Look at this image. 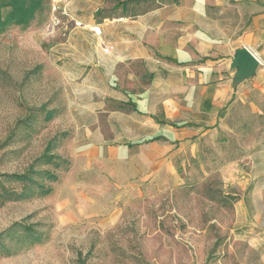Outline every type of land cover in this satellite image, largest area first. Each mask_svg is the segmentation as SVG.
Returning a JSON list of instances; mask_svg holds the SVG:
<instances>
[{
  "label": "rangeland",
  "instance_id": "rangeland-1",
  "mask_svg": "<svg viewBox=\"0 0 264 264\" xmlns=\"http://www.w3.org/2000/svg\"><path fill=\"white\" fill-rule=\"evenodd\" d=\"M111 1L164 0H41L0 31V264H264V76L243 79L253 104L204 125L176 167L166 154L135 169L73 72L75 18ZM29 169L27 183L3 175Z\"/></svg>",
  "mask_w": 264,
  "mask_h": 264
},
{
  "label": "crops",
  "instance_id": "crops-1",
  "mask_svg": "<svg viewBox=\"0 0 264 264\" xmlns=\"http://www.w3.org/2000/svg\"><path fill=\"white\" fill-rule=\"evenodd\" d=\"M105 7L100 20L75 18L98 24L102 35L76 26L73 72L88 92L92 120L119 126L113 136L125 140L119 146L135 169H159L166 154L176 167L204 125L217 130L232 104H253L248 83H234L232 62L245 47L264 76V0H164L138 11L133 2L111 1ZM101 41L114 49L104 53ZM94 137L105 139L101 130Z\"/></svg>",
  "mask_w": 264,
  "mask_h": 264
},
{
  "label": "trees",
  "instance_id": "trees-1",
  "mask_svg": "<svg viewBox=\"0 0 264 264\" xmlns=\"http://www.w3.org/2000/svg\"><path fill=\"white\" fill-rule=\"evenodd\" d=\"M0 5H9L11 9L7 12L5 17L0 16V31L9 24H25L33 19L35 11L41 6V0H0ZM48 160L53 161L57 156L50 154L48 150L42 155ZM58 163V162H56ZM59 166V164H55ZM37 171L29 169L26 172L17 174H3L5 177L13 178L23 183H27L32 180V175ZM49 178H55V174L47 171Z\"/></svg>",
  "mask_w": 264,
  "mask_h": 264
},
{
  "label": "water",
  "instance_id": "water-1",
  "mask_svg": "<svg viewBox=\"0 0 264 264\" xmlns=\"http://www.w3.org/2000/svg\"><path fill=\"white\" fill-rule=\"evenodd\" d=\"M232 63L237 68L234 75V83H237L250 77L255 72L259 60L250 50L243 47L237 50Z\"/></svg>",
  "mask_w": 264,
  "mask_h": 264
},
{
  "label": "built area",
  "instance_id": "built-area-1",
  "mask_svg": "<svg viewBox=\"0 0 264 264\" xmlns=\"http://www.w3.org/2000/svg\"><path fill=\"white\" fill-rule=\"evenodd\" d=\"M74 25L79 27H84L85 29L91 31L93 34H95L98 37H101L102 35L101 27L98 24H84L81 21L74 20ZM101 47L104 53H109L114 49V46L112 44H107L103 41H101Z\"/></svg>",
  "mask_w": 264,
  "mask_h": 264
},
{
  "label": "bare ground",
  "instance_id": "bare-ground-1",
  "mask_svg": "<svg viewBox=\"0 0 264 264\" xmlns=\"http://www.w3.org/2000/svg\"><path fill=\"white\" fill-rule=\"evenodd\" d=\"M257 57V56H256Z\"/></svg>",
  "mask_w": 264,
  "mask_h": 264
}]
</instances>
